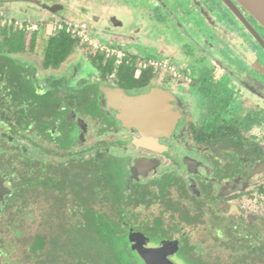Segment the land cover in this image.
Returning <instances> with one entry per match:
<instances>
[{
    "label": "flooded vegetation",
    "instance_id": "flooded-vegetation-1",
    "mask_svg": "<svg viewBox=\"0 0 264 264\" xmlns=\"http://www.w3.org/2000/svg\"><path fill=\"white\" fill-rule=\"evenodd\" d=\"M42 26L45 40L71 28L93 53L97 43L136 59L135 79L152 76L129 88L86 48L49 66L47 50L8 42ZM81 57L95 72L82 73ZM155 90L171 127L144 144L113 104ZM25 177L36 189L27 219ZM91 215L121 222L136 264H147L138 246L172 264H264V50L221 0H0V264L85 263L84 246L53 229Z\"/></svg>",
    "mask_w": 264,
    "mask_h": 264
},
{
    "label": "trees",
    "instance_id": "trees-1",
    "mask_svg": "<svg viewBox=\"0 0 264 264\" xmlns=\"http://www.w3.org/2000/svg\"><path fill=\"white\" fill-rule=\"evenodd\" d=\"M67 29V28H66ZM66 29L63 31H58L53 33L49 36L46 40V64L49 66H57L63 63L76 49L78 48H86L87 51H90L91 54L89 55L90 61L97 66L101 73L107 75L116 73L119 83L122 86L129 87V88H136L146 86L148 84L149 79L151 78V71H145L141 75L139 79H135V73L137 71V62L136 59H128L125 58L121 62V64H116L115 58H107L106 54L103 52H95L93 50L88 49L87 43L83 41L82 38L74 36L70 33L66 32ZM8 34L7 31H5ZM46 36V29L45 26L40 27V29L32 34L30 40H28L27 34L22 31L15 30L12 31L8 38V42L10 43L12 48L17 50H25L26 46L30 45L31 50H35L38 46V42ZM17 42V46L14 47V43ZM16 45V44H15ZM39 105H42L45 108L46 104L44 102L39 101ZM71 174L73 176L71 177ZM103 174V173H102ZM86 179H85V190L86 192H93L94 188L92 187V183L95 182L93 179L87 180L89 178V172H85ZM93 176V175H91ZM77 178V173L70 172V180L68 182V187H73L76 191V186L79 184ZM103 180V177H101ZM101 180V184L103 183ZM38 184L41 188L38 189L40 195L37 196V201L40 206H44L43 202L45 199L43 198L42 192L46 191L48 188V182L45 179L39 181ZM33 184L30 182L28 177H25L22 185H21V192L26 193L23 195L26 200V204L22 207V216L24 218H28V210L30 209L28 204V193H33L36 189L33 188ZM108 185V183H107ZM58 187L60 185H57ZM59 191H62L63 188H58ZM35 190V191H34ZM31 197L32 196L31 194ZM103 199V198H102ZM85 200H88V197H85ZM92 201V199H90ZM87 217V216H86ZM85 217V218H86ZM94 217V218H93ZM91 221L85 219V226L83 228L79 227H68L67 229L64 227H60L59 229H53V235L58 234L61 238L62 234H67L65 237L69 238L70 243L79 242L81 245L84 246V260L85 263L79 264H136L130 256L133 257V252L130 249L129 242H128V232L126 228L122 227L121 222H112L104 215L100 216V221L96 222L95 216L91 215ZM96 223H100L99 225ZM63 223V221L61 222ZM27 235L29 231L25 232ZM41 233V232H40ZM42 233H44L42 231ZM57 236V237H58ZM44 237V236H43ZM56 238L60 240V238ZM64 237V238H65ZM39 238V236H38ZM63 238V237H62ZM41 239V238H40ZM28 240V239H26ZM39 240V239H38ZM57 240L54 242V245L57 246ZM64 243V242H63ZM68 245V244H67ZM43 243L38 245V248H42ZM89 249L97 250V256H99V262L91 260V257L95 256L94 253L90 252ZM63 250V249H62ZM65 253V250L61 251V253ZM95 259V258H94ZM88 262V263H87Z\"/></svg>",
    "mask_w": 264,
    "mask_h": 264
},
{
    "label": "water",
    "instance_id": "water-1",
    "mask_svg": "<svg viewBox=\"0 0 264 264\" xmlns=\"http://www.w3.org/2000/svg\"><path fill=\"white\" fill-rule=\"evenodd\" d=\"M258 22L264 27V0H237ZM228 10L237 17L251 36L264 50V39L240 13L232 0H221ZM162 93L157 90L149 95L137 98H128L123 95L120 101L113 104L114 109L120 112L119 119L127 127H134L141 133L140 141L144 144L152 143L153 137L162 135L171 127V117L165 113V103L161 101ZM163 113V114H162ZM147 264H172L167 261V253L162 249L145 250L137 248Z\"/></svg>",
    "mask_w": 264,
    "mask_h": 264
},
{
    "label": "built area",
    "instance_id": "built-area-1",
    "mask_svg": "<svg viewBox=\"0 0 264 264\" xmlns=\"http://www.w3.org/2000/svg\"><path fill=\"white\" fill-rule=\"evenodd\" d=\"M66 31H67V33H70V34H72L74 36L77 35V33H76L77 31L73 30L71 28H68ZM83 41L85 43L88 42L87 39H83ZM90 46L93 47V49L95 51H101V52L105 53L107 58H115L116 59V63L118 65L121 64V62L124 59V54H123V52L121 50H114L113 48H110L108 46H101V45H99L97 43H90Z\"/></svg>",
    "mask_w": 264,
    "mask_h": 264
},
{
    "label": "rangeland",
    "instance_id": "rangeland-1",
    "mask_svg": "<svg viewBox=\"0 0 264 264\" xmlns=\"http://www.w3.org/2000/svg\"><path fill=\"white\" fill-rule=\"evenodd\" d=\"M165 11L162 12V15L164 14ZM150 21H148V24L150 25ZM151 26V25H150ZM155 26L157 28V33L160 31V26L157 25V23H155ZM155 29V28H154ZM182 34H184L186 36L187 32L185 30V32L183 33L182 31H180ZM172 39V38H171ZM46 47V40L45 39H42L40 42H38V50H44ZM76 50H86V49H83V48H78ZM154 52V53H159L158 50H147V52ZM82 66H83V70H82V73L84 75H86L87 73L90 74V73H93L95 72L94 69L92 68V66H88V62L86 59H82V57L79 59L78 61Z\"/></svg>",
    "mask_w": 264,
    "mask_h": 264
}]
</instances>
